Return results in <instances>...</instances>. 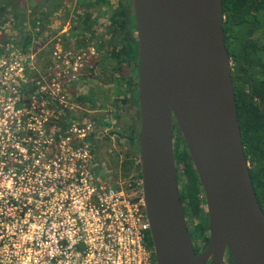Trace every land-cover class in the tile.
Returning <instances> with one entry per match:
<instances>
[{
  "label": "water",
  "instance_id": "water-1",
  "mask_svg": "<svg viewBox=\"0 0 264 264\" xmlns=\"http://www.w3.org/2000/svg\"><path fill=\"white\" fill-rule=\"evenodd\" d=\"M138 44L141 191L156 264H264V212L241 140L222 0H131ZM174 119L205 197L196 253L174 157Z\"/></svg>",
  "mask_w": 264,
  "mask_h": 264
},
{
  "label": "built area",
  "instance_id": "built-area-1",
  "mask_svg": "<svg viewBox=\"0 0 264 264\" xmlns=\"http://www.w3.org/2000/svg\"><path fill=\"white\" fill-rule=\"evenodd\" d=\"M62 50L45 57L40 94L35 101L27 97L29 105L11 94L29 85L34 69H25L22 54L12 65L0 62V264H156L145 244L141 183L132 174L123 177L120 166L105 169L99 175L113 179L100 182L89 153L63 148L69 140L56 128L32 132L36 123L45 126L47 92H67L82 72V55L94 54L93 46L87 53ZM32 102L39 120L22 112ZM7 112L13 115L4 118Z\"/></svg>",
  "mask_w": 264,
  "mask_h": 264
},
{
  "label": "trees",
  "instance_id": "trees-1",
  "mask_svg": "<svg viewBox=\"0 0 264 264\" xmlns=\"http://www.w3.org/2000/svg\"><path fill=\"white\" fill-rule=\"evenodd\" d=\"M47 1L50 9H52L53 7L56 8V5L63 3L65 0H60L59 3H56L55 0H45V2ZM111 1L78 0L77 8L81 7L82 14H78L73 20L74 25L70 32L71 39L69 44H67V38L64 37L63 50L77 54L80 51L86 50L90 45L96 46L99 55L97 59L91 60L93 68L88 67L82 69L81 77L75 82H81L84 79L95 77L93 72L97 66L106 77V85H109V88L107 86L103 88L106 92H109L108 95H118L122 90L121 87L126 85L127 90L130 89L132 73L135 72V68L138 66V44L131 2L127 0H116L115 5H113ZM15 2L16 0H0V18L6 14L20 15L13 25L15 27L14 29L21 31L22 27H18V24L19 22L25 21V11L27 8L25 6H18ZM27 2L30 5L31 3L33 4L31 13L35 16H33L34 23L32 25H34V29L37 28V30H34L36 36L38 33H43V27H40V25H45V23L41 20V16H45L46 12L42 9L40 11L38 10L42 4L41 0H27ZM222 7L225 17L223 22L225 46L230 61H232L235 45L243 40L239 35L242 28L251 27L253 31L261 29L262 33L260 36L264 37V0H222ZM226 25H233V28L228 29ZM98 27H102V33H97ZM34 39L30 33L20 32V35L13 43L19 46L21 54L25 56ZM11 42V39H2L0 56H3L13 45ZM51 47L53 48V43ZM260 48L264 49V44ZM24 88L29 91L31 85H26ZM30 100V98L24 99V104L29 105ZM83 100L81 98L80 102ZM120 103L118 97L113 99L112 104L118 121L117 123L121 125V119L128 117L130 118V124L128 127L121 125L120 130L113 131V133H117V142L121 137L128 136L130 132L135 131L132 116H130L131 112H127L126 110L127 113L125 114V107L121 108ZM21 104L23 103L18 101L17 106H21ZM248 113L257 115L246 105L242 107L237 106V117L244 152L250 162H255L253 168L249 167L252 186L264 212V117L261 118V122L252 126L250 121L246 120ZM174 125L177 129L176 133L178 136L176 138L177 141L173 144L174 153L176 149L178 164L181 165L180 172L184 175L183 180L179 181L178 178L181 188L180 198L184 205L185 214L192 218L195 237L199 241L200 247L204 248L209 239L208 215L205 207H202V205L205 206V197L187 146L179 134L175 122ZM124 154L125 160L121 164H114L115 167L120 166L119 171L123 177H128L132 174L133 179H140L138 166L132 159H128L129 155L127 153ZM177 176L179 177L178 173ZM138 195H141V187ZM151 254L155 263V256L152 251ZM228 261L232 262V258L229 255Z\"/></svg>",
  "mask_w": 264,
  "mask_h": 264
},
{
  "label": "flooded vegetation",
  "instance_id": "flooded-vegetation-1",
  "mask_svg": "<svg viewBox=\"0 0 264 264\" xmlns=\"http://www.w3.org/2000/svg\"><path fill=\"white\" fill-rule=\"evenodd\" d=\"M127 1L131 2V0ZM226 28H233V25H226ZM239 33L240 38H243V40L235 45L232 61H230L234 96L235 101L237 102L236 108L237 106L242 107L243 105H246L257 114H249V112L246 115V120H249L250 124L253 126L256 125V123L261 122V118L264 117V49L260 48V46L264 44V37L260 36L262 33L261 29L253 31L251 27L242 28ZM81 75L82 74L80 73L78 78H80ZM93 79L95 78L91 77L89 79H84L83 82L87 89L92 87L91 83ZM137 86L138 66L135 68V72L132 73V80L130 81L129 86L130 89L127 90L128 88L126 85L121 87V92H123H120V96L118 97L121 102V108L125 107V114L128 111L131 112L130 116H132L135 131L130 132L128 136L121 137L118 142L116 139L117 133H113L110 119L108 117L111 115L112 105L110 95H108L109 92H106L105 89L104 91L107 93V97L104 98L105 100L103 103H92L88 98L89 95H86L87 93L83 91H61L54 97H50L48 91L44 96L45 106L43 112L46 114L44 118L45 129L48 131V129L55 127L57 129V136L61 139L66 138L71 141V143H74L73 146L75 151H87L92 158V165L97 172L98 168L104 171L105 169H109L111 161L113 160H117L120 163L125 160V154L121 158L119 157L120 154L118 152H112L111 140L114 138L117 145L122 147L123 153L129 155L128 159H132L138 166L140 176L138 181L141 183V156L138 151L140 117ZM81 98L84 99L82 102H80ZM102 104L103 106H101ZM174 122V119H172V130ZM81 131L84 132L81 134ZM83 146L88 149L84 150ZM247 161L249 167L253 168L255 162H250L248 159ZM185 216L189 219L186 220L187 227L189 223L192 227L191 231L190 229L188 230L193 242L194 250L196 253H200L205 247H200L199 241L195 237L192 218L186 214ZM226 259L228 260L227 252L225 253L222 264H234L233 260L232 262H229L226 261Z\"/></svg>",
  "mask_w": 264,
  "mask_h": 264
},
{
  "label": "rangeland",
  "instance_id": "rangeland-1",
  "mask_svg": "<svg viewBox=\"0 0 264 264\" xmlns=\"http://www.w3.org/2000/svg\"><path fill=\"white\" fill-rule=\"evenodd\" d=\"M38 1V0H37ZM60 0H55L56 3H59ZM42 4L40 6V9H38L39 11L42 9L43 11L46 12L45 16H41V20L44 21L45 25H40V27H43V33H38L36 36V32L34 30V25H32V23H34V17L35 15H32L31 11L33 10V4L31 3V5L29 4V2H27V0H16V5L18 6H25L27 9L25 11V21L19 22L18 27H22L21 31H18L16 29H14V25L16 23L17 18L20 15H14V14H6L3 15V17L0 18V44L2 43V39H11V43L13 44L8 50L7 52L3 55L0 56V62L5 60L6 61V65H9L14 61V58H19L20 56H17L18 54H21V51L19 49V46L17 44H14L13 41L16 40V38L20 35V32H24V33H30V35H32L35 39L33 40V43L31 44V46L29 47V51L25 56H22L21 62L23 63V66L25 67V69H34L33 72L31 73V75H29V85H31V88L28 90L22 89V86H20L18 89H16V93L15 94H11V95H16L18 98H27L30 96H33V100L35 101L37 99V96L40 94L39 92V86L37 84L38 81V76L39 73H42L43 70V65L45 64L46 61L49 60L46 59L45 57H49V54L52 53V51L55 49V47H58L59 49H63V41H64V37L67 38V44H69L70 42V32L71 29L74 25L73 20L75 19V17L78 14H82V10L81 7L77 8V2L78 0H65L63 3L56 5V8L53 7L52 9H50V5L47 2H45V0H41ZM113 5H115L116 0H112L111 1ZM13 3V4H15ZM51 11V12H50ZM50 12V13H49ZM107 18V17H106ZM102 25V24H99ZM97 33H102V27H98V31ZM53 43V48L51 47V44ZM93 46L94 49V54H91V56L88 57V54L86 55H82L83 61L82 63V69L84 68H93L92 64H91V60L93 59H97L99 52H98V48L94 45H90ZM49 53V54H48ZM65 53H67V51L62 50V55H65ZM84 53H87V50L84 51ZM4 57H7L4 59ZM18 59V60H19ZM87 59V60H86ZM18 60L16 62H18ZM10 62V63H9ZM94 74V78L92 80L91 83V90L87 89L84 85L85 83L83 81L81 82H74L72 84V86L69 88L68 91H83L85 93H87L86 95H89V100L92 101V103H102L107 97V93L104 91V86H107V80L106 77L104 76V74L99 70V68L96 66L95 70L93 72ZM37 76V77H36ZM79 79V78H78ZM111 84V83H110ZM20 85V84H19ZM109 88V85L107 86ZM22 89V90H21ZM86 89V90H85ZM49 92H51V89L49 90ZM120 95H115V94H111L110 95V101H111V105H112V109H111V115H109V119H110V123H111V127H112V131H118L121 129V125L122 126H127L130 124V118H126L123 117V119H121V125H119L117 122V118L115 116V112H114V107H113V99L116 97H119ZM7 100V99H6ZM6 100H3V102H5ZM67 101V99H66ZM70 102V101H69ZM32 102V104L30 105V107L24 108V110L22 111L24 114L27 113L26 111H30V114L32 117H36L37 120H39L40 118L38 117L39 114L41 113L39 110V106L35 103ZM34 105V107L32 106ZM28 114V115H30ZM13 113H6V115H3L4 118L6 117H10L12 116ZM19 115V114H18ZM28 115H25V117L22 118H26L28 117ZM14 117V116H13ZM21 117V116H19ZM35 121V120H33ZM51 125V124H50ZM33 129L32 132H34V134H38L40 130L45 129V126L43 128H40L38 126V124L36 123L35 125H32ZM53 128L55 130V127L51 128V131H53ZM124 129V128H123ZM173 144L177 141V129L175 127V125H173ZM84 131H81L80 133L82 134ZM179 132V130H178ZM180 134V133H179ZM38 137V136H37ZM37 140V139H36ZM111 149L112 152H118L120 155L119 157H123L124 153H123V149L122 147H120L119 145H117V143L115 142L114 138L113 140H111ZM74 143H71V141H68L66 144H63V148L67 149L69 147H73ZM83 149H88L87 147L83 146ZM175 165H176V170L177 173L179 175V177L177 176V178H179L180 180L184 179V175L182 174L181 171V165H179L178 163V156H177V150L175 149ZM115 157V156H114ZM114 159V158H113ZM122 163V162H121ZM119 161L117 160H113L111 161V166L109 168L111 169H116L117 167H115L114 164H121ZM97 172V171H96ZM99 172V173H98ZM98 172L96 174V178L98 179V181L103 182V181H107L109 182L110 179L113 177H103L100 175H105V171L98 168ZM180 173V174H179ZM100 174V175H99ZM114 176L115 173H113ZM114 186V185H113ZM181 191V188L179 189ZM202 207H205L204 205H202ZM187 219V218H186ZM189 220V219H187ZM191 225L190 223L188 224V229H190L191 231ZM151 237H150V232L148 230V232H146V240H145V244L148 247V249L150 250V252H153V246H152V241L150 243ZM154 254V252H153ZM226 261H228L226 259Z\"/></svg>",
  "mask_w": 264,
  "mask_h": 264
}]
</instances>
